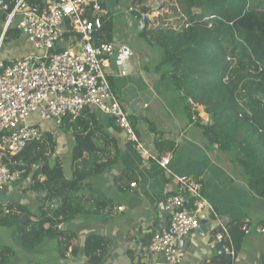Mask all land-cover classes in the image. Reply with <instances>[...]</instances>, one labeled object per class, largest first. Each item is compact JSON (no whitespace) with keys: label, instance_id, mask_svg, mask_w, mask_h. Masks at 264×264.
Returning a JSON list of instances; mask_svg holds the SVG:
<instances>
[{"label":"trees","instance_id":"obj_1","mask_svg":"<svg viewBox=\"0 0 264 264\" xmlns=\"http://www.w3.org/2000/svg\"><path fill=\"white\" fill-rule=\"evenodd\" d=\"M13 1L0 3L12 7ZM37 2L42 0L31 2L34 9ZM132 5L141 12H158L146 21L139 36L148 47L163 51L156 72L168 69L163 78H168L181 96L191 122L193 115H199V108H204L209 123L202 125L199 117L196 124L204 131L208 145L216 146L233 171L264 200V0H133ZM109 17L101 15L96 45L114 39V22ZM19 37V31L11 29L4 42ZM101 115L85 108L79 117L64 119L62 130L71 132L75 141L71 177L66 176L57 139L51 132L7 162L11 170L22 172V182H28L25 190L34 194V211L27 203L12 202L9 213L0 216V227L16 228L24 249L36 252L56 239L61 259L75 258L80 248L78 238L71 231H61L60 226L79 217H102L114 207V201L92 182L110 171L119 155L116 141L104 132L103 118L116 123ZM155 144L165 153L162 141ZM244 226L251 227L247 221L229 226L237 255L246 235ZM111 248L110 238L92 235L85 243V260L104 264ZM13 258V249L0 243V264H10ZM235 261L224 253L209 264Z\"/></svg>","mask_w":264,"mask_h":264},{"label":"crops","instance_id":"obj_2","mask_svg":"<svg viewBox=\"0 0 264 264\" xmlns=\"http://www.w3.org/2000/svg\"><path fill=\"white\" fill-rule=\"evenodd\" d=\"M119 7L122 4L118 0H108L109 14L114 26H118L115 39L128 47L132 58L128 61L112 57L111 69L108 70L110 82L129 113L139 141L150 154L160 158L169 157L170 164L164 169L149 156L142 155L113 121L103 118L104 132L116 141L119 155L116 165L92 182L114 201V207L102 217H79L60 226L61 231H71L78 238L80 248L77 257L61 259L58 240L55 239L44 243L38 253L32 252L34 260L28 259L27 264H88L85 260V243L92 235L112 240V248L104 264H166L162 255L150 253L149 244L153 235L169 224L171 212L166 210L165 202L168 197L178 193L177 179L181 177L200 181L203 194L218 214L214 217L207 211L201 213L200 228L187 238L183 264H209L211 260L221 257L223 254L217 248H211L210 243L222 226L229 227L236 221H247L251 227L241 244L235 264H264V237L261 236L264 235V225L259 226L260 223L264 224V200L251 191L241 174L233 171L229 160L220 154L216 146L208 145L204 131L190 121L181 96L169 80L167 87H158L156 91L149 80L143 79L141 72L136 70L139 49L146 60L151 58V53L148 50L145 52L146 47L137 41L141 33L139 24L136 22L129 26L128 18ZM3 25L4 21L0 18V36ZM15 41L21 42L31 53L19 55L5 48L4 42L0 51L2 60L13 63L28 55L38 54L22 37L8 44L11 46ZM124 60L128 61L132 73L122 77L118 76V67ZM140 66L145 71L143 68L146 65L141 63ZM146 69L149 70V67ZM149 75L152 79L151 73ZM155 76L163 78L161 73L156 72ZM144 104H148V108ZM33 124H37L44 133L54 134L58 142L57 153L69 146L72 151L75 141L71 132L59 133L57 127L55 131L41 125L40 121ZM157 141L163 142L165 153L157 150ZM66 176L71 177V174ZM132 184H136V187L132 188ZM31 195L28 201L23 199L18 203L29 206L32 201L35 203L34 194ZM183 200L188 205L187 196Z\"/></svg>","mask_w":264,"mask_h":264},{"label":"built area","instance_id":"obj_3","mask_svg":"<svg viewBox=\"0 0 264 264\" xmlns=\"http://www.w3.org/2000/svg\"><path fill=\"white\" fill-rule=\"evenodd\" d=\"M118 1L122 4L119 8L128 18L129 26L137 22L141 30L146 21L152 20L158 13L141 12L133 7V0ZM31 2L14 0L12 7L5 3L0 5V13L5 16L0 51L11 29L18 30L20 37L38 51L36 55H28L13 63L0 58V197L9 187L22 182V172L11 170L7 162L30 143L41 140L45 134L37 124L28 123L35 115L62 128L65 118L75 119L85 108H92L112 118L142 155L149 156L167 169L169 157L150 154L139 141L129 113L110 82L108 70L111 69L112 57L129 61L131 51L115 39L116 26L111 43L96 45L94 42L96 33L102 27L101 15L112 18L108 0H42V3L37 2L36 9ZM153 9L156 7L153 6ZM124 62L119 64L118 76H127L121 70ZM144 107L148 108V104ZM199 117L202 125L209 123V116L204 110H200L198 116L193 115V122H199ZM177 181L178 193L165 202L166 210L171 212L169 224L156 232L149 244L150 253L162 255L166 264H183L185 251L182 241L200 228L202 212L218 216L203 194L200 181L188 177L178 178ZM131 187H136V184ZM184 196L189 199L188 205L184 203ZM2 213H9L7 203L0 202V216ZM242 231L249 234L247 226ZM218 245H222L224 252L236 260L237 250L229 227L222 226L210 243L213 249Z\"/></svg>","mask_w":264,"mask_h":264},{"label":"rangeland","instance_id":"obj_4","mask_svg":"<svg viewBox=\"0 0 264 264\" xmlns=\"http://www.w3.org/2000/svg\"><path fill=\"white\" fill-rule=\"evenodd\" d=\"M157 15H158V13L155 14V16H157ZM116 27L118 28V26H116ZM137 41H138V43L140 42L142 45H144L146 47L145 52H147V50L150 51L151 58L149 60H146V56L144 54L142 55V53L140 54V52H141V48H140L139 49L140 52H137V59H136V63H135L136 70H139L141 72L143 79L149 80L148 82L152 85V87H154V89L156 91L158 90V87H160L161 89H163L165 86L167 87L168 86L167 83L169 80L168 78H165V77L159 78V77L155 76L156 71H158V67H159L160 62L163 58V51L159 48L148 47L146 45V43L141 39H139ZM5 48L10 49V51H16L19 53V55H26V54L31 53V51L19 41H15L14 43H12L11 46L8 43H6ZM141 63L146 65L143 68V69H145V71L142 70V67L140 66ZM146 67H149V70H147ZM167 70L168 69L165 68L160 73L164 74V76H165ZM149 73H151L152 79H150L151 76L149 75ZM158 75L160 76V74H158ZM164 93H167V91ZM182 104H183L184 111H185V105H184L183 101H182ZM184 111H183V115H184V119H185L186 115H185ZM38 121H40L41 125H44L48 128H52L54 130L56 129L55 128L56 126L51 124V123L46 125L44 123V121H42L39 118L38 115H35L32 118H30L28 120V123L33 124V123L38 122ZM56 130L59 133H61L60 131L64 132L62 130V128H57ZM70 153H71L70 146L67 148L64 147V148H62V150L60 149V151L58 152V155L62 159L64 168L66 169V174H71V169H70V163H71L70 156H71V154ZM27 187H28L27 181L22 182V184H20V185L9 187L6 191H4L1 194L0 202L9 204L12 202H19L23 199L28 201V199L30 197H32V195H31V192H29L28 190H25ZM31 207L32 208L35 207V203H33V201L30 204V208ZM261 236L264 237V235H261ZM0 243L2 245H6V246L11 247L14 251V258L10 264H17V263L18 264H27V263H29L28 259L32 260V261L34 260L32 252L28 251L22 247L16 228H12V227H2L1 228L0 227ZM38 252H39V250L36 251L35 253H38Z\"/></svg>","mask_w":264,"mask_h":264},{"label":"water","instance_id":"obj_5","mask_svg":"<svg viewBox=\"0 0 264 264\" xmlns=\"http://www.w3.org/2000/svg\"><path fill=\"white\" fill-rule=\"evenodd\" d=\"M0 5L4 6V3L1 2ZM0 18H2V13H0ZM121 70L124 71L126 74H131L132 73V68L129 66L128 61L124 62L123 68ZM186 245H187V239L182 241V247L184 248V250H186ZM217 250H219V252L221 254H224V250H223L222 245H218L217 246Z\"/></svg>","mask_w":264,"mask_h":264},{"label":"clouds","instance_id":"obj_6","mask_svg":"<svg viewBox=\"0 0 264 264\" xmlns=\"http://www.w3.org/2000/svg\"><path fill=\"white\" fill-rule=\"evenodd\" d=\"M2 16H3V14H2ZM4 21V20H3Z\"/></svg>","mask_w":264,"mask_h":264}]
</instances>
